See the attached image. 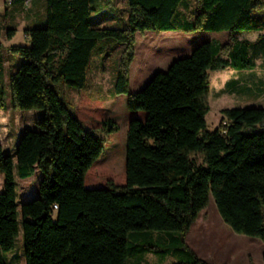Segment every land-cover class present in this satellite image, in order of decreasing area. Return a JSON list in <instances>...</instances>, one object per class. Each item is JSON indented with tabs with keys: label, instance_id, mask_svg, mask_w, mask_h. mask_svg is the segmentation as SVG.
<instances>
[{
	"label": "trees",
	"instance_id": "trees-1",
	"mask_svg": "<svg viewBox=\"0 0 264 264\" xmlns=\"http://www.w3.org/2000/svg\"><path fill=\"white\" fill-rule=\"evenodd\" d=\"M185 1L127 0L126 25L101 27L92 20L95 0H45L44 25L25 30L30 45L7 49L0 12V110L7 50L22 58L8 70L11 106L42 113L12 153L0 144V264L15 248L20 222L25 264H145L149 254L208 264L187 236L210 197L234 233L264 243V107L223 110L209 131L205 101L210 72L257 68L251 51L259 41L264 51V16L255 14L264 0H195L181 15ZM146 31L227 33L230 40L200 44L131 92L135 37ZM243 33L260 35L252 43L235 36ZM14 34L7 30L9 40ZM104 39L125 46L115 83V93L127 96L125 184L92 188L88 174L105 155L106 139L90 130L110 136L120 128L112 119L85 122L52 83L82 92L92 51ZM36 173L38 195L18 211V180Z\"/></svg>",
	"mask_w": 264,
	"mask_h": 264
},
{
	"label": "rangeland",
	"instance_id": "rangeland-1",
	"mask_svg": "<svg viewBox=\"0 0 264 264\" xmlns=\"http://www.w3.org/2000/svg\"><path fill=\"white\" fill-rule=\"evenodd\" d=\"M12 1L13 4L8 6L6 5V0H0L3 24L1 42L5 43L8 29H15L13 42L20 44V46H26L20 24L28 21L27 17H30L32 13H36L37 20H34L32 16L27 22V26L30 28L44 25L46 2L45 0H33L29 9L25 10L22 0H18L19 3L17 4L16 0ZM194 4L195 0H186L179 6V13L187 15V7L190 6L191 8ZM94 6L95 11L92 13V20L97 22V25L101 27H123L126 25L128 18L127 0H95ZM15 11L17 14L12 17L11 12ZM5 12H8V14L6 15ZM255 14L263 17L264 10L257 11ZM259 35V33H243L235 36L239 40H248L256 43ZM211 40L227 43L230 39L227 33L198 32L190 35L180 32L158 33L146 31L137 33L134 58L129 67V90L131 92L141 90L142 86H145L154 74L166 72L174 61L189 56L197 46ZM262 45L263 42L259 41L257 48H255L256 50L254 52L253 50L251 51V56L257 64V68L254 71L239 72L226 69L209 73V93L205 98L209 107V112L206 115L207 129L209 131H213L220 126L223 119V110L251 106L264 107V51L260 49ZM124 49L125 46L118 45L113 39H104L94 47L91 55L92 60L87 70L85 91L81 94L78 93V90L69 88L61 82L52 83L56 92L66 101V104L72 108L74 113L77 106H83L81 99H85V97L104 101L106 102L105 105L112 103V101H109L115 95V83L120 57ZM3 55H5V52H3ZM4 58L9 61L11 67L18 66L17 62L22 59L19 55L13 53H9V57L4 56ZM5 68L6 71L1 78V82L6 89V103H8L10 101L9 66ZM247 86L255 92L252 96L243 90V87ZM257 88H260L259 92ZM110 107L117 111L118 121L116 122L120 128L119 131L108 136L105 131L89 129L94 135L106 139L105 155L95 163V168L88 174L87 183L92 188L103 187L110 180L118 185L125 184L128 119H126L124 109L116 107V105ZM28 113H30V116L25 117L26 119L28 118L25 121L26 124H29V121L32 120V115L39 113V111L33 110ZM25 114L27 112L15 109L14 117L11 120L10 141L4 140L5 134H3L4 132L1 134L0 129V139L3 140L4 148L7 152L10 149L12 153L18 145V135L15 134L18 133L17 126L21 122L20 117ZM99 115L100 120H105L109 117L104 112H100ZM84 118L86 119H84L85 122L91 123L94 121V116L92 115L84 114ZM88 125L93 129L98 126L97 123ZM86 126L84 125L88 129ZM2 178L3 176L0 174V181ZM38 185V175L26 180H18V211H20L22 199L31 198L33 196L32 193L38 191ZM159 234L165 236L164 233H154L153 238L156 239ZM187 244L200 259L208 264H264V243L257 238L234 233L221 219L212 197H210L208 206L201 211L189 232ZM12 257L13 260L11 261ZM6 259L7 264H25L21 222L15 248L6 255ZM172 263H174L173 258H167L162 262L159 256L152 254L147 255L145 260V264Z\"/></svg>",
	"mask_w": 264,
	"mask_h": 264
},
{
	"label": "crops",
	"instance_id": "crops-1",
	"mask_svg": "<svg viewBox=\"0 0 264 264\" xmlns=\"http://www.w3.org/2000/svg\"><path fill=\"white\" fill-rule=\"evenodd\" d=\"M17 4V3H16ZM15 4V6H16ZM37 4V3H36ZM6 15L8 14V12L5 13ZM17 14V12H11V15L12 17ZM33 16L34 20H37V16H36V13H32L30 15V17H27V20L26 22H23L22 24H20V29L22 30L23 34H24V38H25V45L26 46H29L30 45V40L29 38L27 37V35L25 34V30L28 28L27 26V22H29V20L31 19V17ZM32 18V19H33ZM5 48L7 49L8 47L10 46H20V44H17L15 42H13V38L11 40H9L6 36V41L5 43H3ZM9 51H5V57H9ZM9 66L10 68V63L9 61H6L5 59V67ZM8 69V68H7ZM254 71V70H253ZM245 72V71H243ZM247 72V71H246ZM252 72V71H251ZM130 84V82H129ZM144 87V86H142ZM142 89V88H141ZM260 88H257V91L259 92ZM243 90L246 91L247 93H249L251 96L253 93V89H251L250 87H243ZM85 90H83L82 92H84ZM82 92L78 91L79 94H81ZM257 93V92H256ZM82 103H83V106H77L76 107V110H75V113L77 114V116L80 117V115H84V114H87V115H92L94 116V120H96L95 122L99 121V114L100 112H104L105 114L107 113L109 115V117L107 119H112L115 123H117L116 121L117 120V111L115 109H111L110 106H113V105H116V107H120L122 109H124V114L126 116V119H128V113H127V109H126V101H127V96L124 95V94H116L114 95V97L109 101L112 103L109 104V105H105L106 102H102L100 100H93V99H87L85 97V99H81ZM107 102V103H109ZM84 109V110H83ZM84 112H83V111ZM33 110L31 111H24V112H27V114L25 115H22L21 117V122L19 123V125L17 126V130H18V133H16L15 135H18V139L21 138L22 134L28 130V129H33L34 128V125H35V121L37 119H39L41 116H42V113L39 111V113H36V114H33L32 115V120L29 121L30 123L26 124L25 121L28 120V118L26 119L25 117L26 116H30V113L28 112H32ZM14 113H15V109L12 108L11 106V103L10 101L7 103L6 107L3 109V110H0V116L2 118V120L0 121V129H1V134H5L4 135V140L5 141H10L11 140V137H10V130L12 128V123H11V120H12V117H14ZM127 130V129H126ZM127 133V132H126ZM0 134V135H1ZM14 140V139H13ZM9 143V142H8ZM15 143V142H14ZM0 144L3 146V149L5 152H7L4 148V142L2 139H0ZM10 151V149L8 150ZM38 173H36L33 177L37 176ZM39 183V182H38ZM3 184H4V179L2 178V180L0 181V191H2L3 189ZM33 196H31V198H23L22 199V202H28L30 201L31 199L35 198L37 195H38V191H36L35 193L33 192L32 193ZM27 195V194H26ZM195 224V223H194ZM193 224V225H194ZM193 227V226H192ZM192 229V228H191ZM191 231V230H190ZM15 259V258H14ZM13 260V257L11 259V261Z\"/></svg>",
	"mask_w": 264,
	"mask_h": 264
},
{
	"label": "built area",
	"instance_id": "built-area-1",
	"mask_svg": "<svg viewBox=\"0 0 264 264\" xmlns=\"http://www.w3.org/2000/svg\"><path fill=\"white\" fill-rule=\"evenodd\" d=\"M33 2V0H22V4L25 10L29 9L31 3Z\"/></svg>",
	"mask_w": 264,
	"mask_h": 264
},
{
	"label": "bare ground",
	"instance_id": "bare-ground-1",
	"mask_svg": "<svg viewBox=\"0 0 264 264\" xmlns=\"http://www.w3.org/2000/svg\"><path fill=\"white\" fill-rule=\"evenodd\" d=\"M13 4L12 0H6V5L11 6Z\"/></svg>",
	"mask_w": 264,
	"mask_h": 264
},
{
	"label": "water",
	"instance_id": "water-1",
	"mask_svg": "<svg viewBox=\"0 0 264 264\" xmlns=\"http://www.w3.org/2000/svg\"><path fill=\"white\" fill-rule=\"evenodd\" d=\"M158 73V72H157ZM155 75V74H154ZM153 78V77H152ZM151 80V79H150Z\"/></svg>",
	"mask_w": 264,
	"mask_h": 264
}]
</instances>
